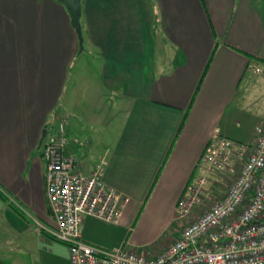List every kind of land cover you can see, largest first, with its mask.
Here are the masks:
<instances>
[{"label": "crops", "instance_id": "1", "mask_svg": "<svg viewBox=\"0 0 264 264\" xmlns=\"http://www.w3.org/2000/svg\"><path fill=\"white\" fill-rule=\"evenodd\" d=\"M80 25L103 106L91 109L102 131L84 144L64 96L77 88L70 78L83 51L67 10L57 0H0V264H70L67 247L37 225L54 227L39 142L57 117L65 154L84 174L104 162L103 183L126 199L116 224L84 218L83 240L154 256L178 237L153 248L212 131L228 136L235 105L264 93V77L247 70L264 66V0H82Z\"/></svg>", "mask_w": 264, "mask_h": 264}, {"label": "built area", "instance_id": "2", "mask_svg": "<svg viewBox=\"0 0 264 264\" xmlns=\"http://www.w3.org/2000/svg\"><path fill=\"white\" fill-rule=\"evenodd\" d=\"M247 70L264 77L263 65L250 62ZM66 144L65 121L57 117L40 145L46 205L54 227L35 222L67 247L70 264H264V120L248 144L217 128L212 131L197 164L199 173L178 201L176 219L204 200L212 204L154 256L124 246L105 249L83 240L84 218L116 224L126 199L103 183L104 162L84 174L65 154ZM213 184L220 190L210 188Z\"/></svg>", "mask_w": 264, "mask_h": 264}, {"label": "rangeland", "instance_id": "3", "mask_svg": "<svg viewBox=\"0 0 264 264\" xmlns=\"http://www.w3.org/2000/svg\"><path fill=\"white\" fill-rule=\"evenodd\" d=\"M155 27V31L157 33V50L155 52V56L157 58V61H162L164 60V56H168V53L166 50L164 51V47H162L160 43H158L160 42L158 39V33H161V31L158 30L160 26H158V24L156 23ZM162 37L163 39H166V37ZM94 56H96V53L90 54L87 51V47L83 46L81 56L77 58L74 64L76 65V67L75 69H72L74 70L73 77L70 78L71 80L74 79V81L77 82V88L69 92L68 89L65 88L64 93L65 97H67L68 94L70 96V110L71 108H73V112L71 113L72 116H70V121L76 127L78 141H80V144H84L85 139L88 140V138H91V136L93 137V134L96 131H102L99 123L96 122V120L99 119L98 115L91 110L93 108L103 107L102 103L97 102L96 92L93 88V86H95V82H97V76L99 75V70L96 66L97 63L94 62ZM79 83H81V85ZM104 107L105 109L108 108L109 110L110 105H104ZM234 109L235 111L233 113V116L229 115L227 122L223 126L226 129H224V132H227L229 136H227L228 138L243 144H248L253 140L254 129L256 125H258L264 117V93H258L255 95L253 94L250 98H247L240 105H235ZM78 111H81L82 113L78 114ZM110 113L113 114V111H111ZM80 146L83 147L84 145ZM195 173L198 174L199 170H196ZM210 188L220 190L218 186L214 187V184L213 186H210ZM216 196L217 195L214 194L211 198H215ZM7 201L9 202L8 198ZM204 201H202L200 206L192 209L189 214L183 218L176 219V214L173 223H170L171 226L169 225L170 228L167 229L168 233L158 239L156 245L153 246V248L155 249L157 246L164 244L168 240L167 237H173L176 233L179 234V230L183 225L197 218V216H199L209 205L212 204V201ZM176 238L177 237H175L171 241V243L174 242ZM168 245L165 246L167 247ZM140 249L144 250L143 248ZM154 249L151 248L150 250H148V248H145V252L151 253V251Z\"/></svg>", "mask_w": 264, "mask_h": 264}, {"label": "water", "instance_id": "4", "mask_svg": "<svg viewBox=\"0 0 264 264\" xmlns=\"http://www.w3.org/2000/svg\"><path fill=\"white\" fill-rule=\"evenodd\" d=\"M81 1L82 0H57L59 4L65 7V9L69 14L71 26L74 29L77 36L79 52H81L83 49V44H82L83 38H82V31L80 25ZM44 136H45V130L43 129L39 146L41 145Z\"/></svg>", "mask_w": 264, "mask_h": 264}, {"label": "trees", "instance_id": "5", "mask_svg": "<svg viewBox=\"0 0 264 264\" xmlns=\"http://www.w3.org/2000/svg\"><path fill=\"white\" fill-rule=\"evenodd\" d=\"M201 81V80H200ZM198 86H199V84H198ZM1 196V195H0Z\"/></svg>", "mask_w": 264, "mask_h": 264}]
</instances>
